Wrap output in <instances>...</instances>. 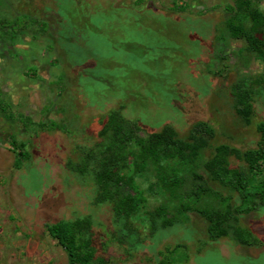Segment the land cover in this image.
I'll return each mask as SVG.
<instances>
[{"label":"rangeland","instance_id":"obj_1","mask_svg":"<svg viewBox=\"0 0 264 264\" xmlns=\"http://www.w3.org/2000/svg\"><path fill=\"white\" fill-rule=\"evenodd\" d=\"M74 1L137 15L150 10L157 16L153 22L139 16L144 29L122 35L95 30L73 12L64 14L59 0H0V18L8 21L15 38L10 46L0 37V101L11 114L0 115V264H66V254L44 224L76 217L90 219L95 244L108 264H264V205L238 222L259 240L256 246H241L229 237L209 241L203 219L190 213L184 225L147 238L150 249L126 255L109 238L110 204L96 202L93 182L65 165L67 160L77 162L97 142L101 120L116 108L138 121L140 134L170 127L184 138L194 122H207L214 137L203 159L218 144L239 151L256 148L255 124L264 120V94L255 98L251 122L244 125L233 111L228 86L239 73L260 75L264 86V71L242 50L243 41L225 35L215 39L225 6L233 0ZM260 6L264 8V0ZM104 13L118 28V13ZM127 42L135 47L128 50ZM76 45L83 48L81 53H64ZM90 58L95 66L82 75L75 63ZM10 134L25 142L28 158L20 165L9 146ZM230 163L239 164L233 157ZM128 166L132 168L130 158ZM134 181L143 193L144 209L156 206L161 196L156 187L150 188L153 179L134 175ZM135 223L143 224L141 236L148 237L147 225ZM176 245L172 254L150 251Z\"/></svg>","mask_w":264,"mask_h":264},{"label":"trees","instance_id":"obj_2","mask_svg":"<svg viewBox=\"0 0 264 264\" xmlns=\"http://www.w3.org/2000/svg\"><path fill=\"white\" fill-rule=\"evenodd\" d=\"M59 1L64 6V14L73 12L95 30H118V34L122 35L144 29L138 23L139 16L144 15V21L150 19L151 22L157 16L150 10L137 15L111 5L101 8L97 4L90 8L84 2ZM261 1L233 0L232 5L225 6L221 33L215 39H222L225 35L243 41L242 50L251 54L264 71V8L260 6ZM107 9L118 13V28L115 21L107 20L104 13ZM99 21H103V26L96 24ZM62 25L66 28L65 24ZM9 27L8 21L0 18L1 39L14 46L15 38L10 34ZM133 46L132 42L126 43L128 50ZM74 49L73 52L71 49L64 50V53L79 54L83 48L76 45ZM75 65L80 66L82 75L86 76L85 71L92 69L95 63L90 58ZM262 83L260 75L239 73L228 86L233 111L244 125L251 122L255 98L264 94ZM121 110L107 111L100 122L97 142L85 150L77 162L67 160L65 165L68 171L88 177L93 182L96 202L110 204L112 221L109 238L121 246L126 255L150 249L146 245L147 238L159 230L184 225L190 213L203 219L209 241L229 237L241 246L259 244L251 231L240 227L238 222L240 216L257 211L264 205V173L261 170L264 161V120L255 124V131L259 134L256 148L239 151L227 144H218L203 159L202 152L210 146L214 137V129L207 122H194L184 138L178 137L170 127L140 134L142 126L134 119L125 118ZM0 115H11L1 101ZM55 128L68 132L63 125H56ZM8 142L15 153L17 165H20L23 159L28 158L25 142L13 134L8 136ZM231 157L239 164L232 166ZM134 175L151 177L150 188L156 187L160 191L159 203L150 210L144 209L145 199L134 181ZM209 182L216 184L218 189ZM220 189L227 194L221 193ZM138 220L147 225L148 237L141 236L140 226L143 224L138 226L135 223ZM92 227V222L86 217L44 224L50 238L66 254V264H108L95 244ZM177 247L179 245L165 247L164 252L156 251L155 247L150 251L159 256L172 254ZM167 263V260H159V264Z\"/></svg>","mask_w":264,"mask_h":264}]
</instances>
